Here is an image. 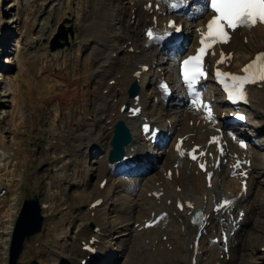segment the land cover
<instances>
[{"label":"rangeland","instance_id":"obj_1","mask_svg":"<svg viewBox=\"0 0 264 264\" xmlns=\"http://www.w3.org/2000/svg\"><path fill=\"white\" fill-rule=\"evenodd\" d=\"M128 1L130 0H112L109 5L111 8L107 7V10L111 11L113 19L109 18L108 21L104 20L105 23H103V20H99L98 16L100 13L99 9L103 7V4L98 3L96 0H0V180L4 177L3 173L5 172H9L10 177H14L16 180L12 181L10 186L8 183H0V192L2 189L7 190V194L3 198L0 194V264H8L11 235L23 202L35 196H38L42 203L51 204L52 206H49L52 208L44 212L45 222L42 232L26 240L24 251L18 262L21 264H34V262L37 264H66L68 263L66 261L68 255L73 253L72 246L75 242L80 241L79 237L78 241L75 240L80 235L77 234L79 227L85 225L84 218L87 215L89 204L84 198L91 195L95 189L97 190L98 178L93 175L94 172L98 176L100 175V172L97 171L99 166L97 161L103 160L105 157L96 156L97 158L93 162L94 157L86 154L87 161L85 163V160L81 157L82 155L80 156V153L76 154L77 152H75V156H69V158L67 157L57 162L55 160L56 157L63 158L62 156L67 152L66 145H62L65 142L75 146L73 151L83 147L80 145L87 143L90 137H87L86 133L92 130V126L97 125L96 127H99L98 130L100 132L96 133L97 139L99 137L105 138V135L109 138L107 126L105 125L106 118L99 120V116H97V110L100 111L101 107V110H103L104 106L94 107L95 112H92L93 110L90 112L80 109L84 107L83 102L85 103L86 101L89 105L92 101L94 102V95L99 90V85L95 88L96 83H98L97 81L95 82V80H98L95 79V75L92 78H87L86 80L95 79L87 83H83L82 77L86 71L88 73L94 68L93 72L96 71V67L101 71L103 70L102 68L100 69L101 64H98L101 62L100 58L101 60L105 59L103 62H108L107 64L113 61L111 58H106L116 48L115 46H117L116 50L118 49L119 44L114 41L116 38H112V36L113 34L116 36L115 34L122 30L124 23V19H122L124 14L120 11L117 12L118 10H115L114 7L122 10L127 4L128 10L130 7V2ZM95 5L96 7H94ZM96 8L98 10V18L94 15L97 13ZM103 11H105L104 8L101 13ZM127 13L128 11H126ZM98 21H102L101 23L105 24V27L109 26L108 28L106 27L107 31L105 30V33L103 32V36L100 38L95 34L96 29L100 27ZM62 25L65 26L68 33V49L67 51H60L61 49L51 51V43ZM69 29H72V34L69 33ZM187 30L189 32V29ZM103 37L104 40L101 39ZM98 41L104 45H98ZM260 46L264 48V40L260 42ZM251 47L255 48L256 44L252 43ZM242 51L240 54H245V50ZM115 52L113 51L112 53ZM69 53L70 57H67L66 55H69ZM163 58V61H168L170 68L174 66L176 61L175 53L172 56L168 55ZM90 61H95L96 63L92 69H89L87 64ZM47 67L52 68L54 73L58 74L56 81H50L51 84L55 85V91H58L60 95L64 94L67 99L76 96L77 101L66 105L56 101H47L44 104L43 100L49 96L46 93L48 92L46 88L49 85L47 78L50 77L49 73H45ZM70 72L72 75L67 78ZM75 81L76 83H74ZM102 90L103 88L100 89V91ZM16 94L20 97L18 100L21 101V110L14 118L15 107L13 105ZM259 94L258 92L255 96L258 98L257 103H259L257 107L264 108L262 106L264 92H261V95ZM51 95L53 94L51 93ZM81 95H83L82 98ZM73 99L75 100L76 98L73 97ZM257 107L250 110V113L254 117L255 123L262 126L263 119L260 114L262 110ZM110 108L114 109V106L111 105ZM176 110H178L176 111V118H178L181 115L179 114V107ZM166 112L170 113V111ZM106 116L104 115V117ZM173 117L174 114H171L169 121L173 120ZM92 118V126H86L88 130L86 133L83 132L81 130L83 126L78 127V124L81 120L83 122H92ZM55 120H58V123ZM72 129H75V131ZM250 132L252 133L253 129ZM103 134L105 135L103 136ZM83 135L85 136L83 137ZM81 138L83 139L80 140ZM262 143V150L258 153L262 157V162L258 161V168L254 172L255 184L253 191L255 192L253 197L251 196L250 198V202L253 200V203H251L254 204L256 213L251 227L248 228L246 233L244 232L247 242H242L238 245L237 251V253L246 254L247 264H264V251H262V248H264V142ZM98 145L102 146L100 143ZM76 155L81 157L79 158L81 162ZM44 158L48 160L45 161ZM32 159L38 160L32 162ZM72 160L76 161L69 164ZM83 169L87 170L84 171L85 174L81 172ZM86 172L89 173V176L88 174L86 175ZM159 174L160 171L155 170L146 179L154 180ZM64 176H68L69 179ZM161 176L162 174L159 180ZM116 182L120 184L121 177L116 178ZM124 182L126 180L121 183L124 184L123 186L128 191V185ZM69 187L73 188L69 189ZM134 187L131 188L133 189ZM107 189L105 192L108 193ZM85 191L86 193H84ZM127 196L128 199L125 200L128 201H132L135 198L133 193L132 195L129 193ZM113 205L115 208L117 207L114 202ZM129 207L127 206L125 210H121V215L132 217L134 213L129 216ZM9 208H11V213L9 212L10 215L8 214L9 217L3 218L5 210ZM111 209V206L108 207L106 214H110ZM103 216H105L104 213ZM115 217L113 212L111 217L107 218H111V221L116 220L115 223L120 222ZM107 218L105 219L109 220ZM117 226L121 231L124 228L123 224L119 225L118 223ZM113 232H117L116 229ZM113 232L110 234L109 239L112 240V237L117 235L114 240L116 247L115 249L112 246L110 248V250L114 249L113 251H115L110 260L116 264L117 260H114V258L117 255L120 257L119 252L116 253V249L119 247L118 243L123 239L120 238L119 240L121 241H118L117 238L121 237L123 233L118 236L117 233L113 234ZM177 237L181 236L178 235ZM175 238V234L174 236L172 235L171 242ZM179 247L182 248V244ZM142 257L146 262L150 261L151 263L149 264H158V260L152 259L146 253ZM121 260L123 259H120L118 264H121ZM182 260L183 258L180 257L179 260L172 259L171 261L175 264L177 263L176 261L181 262ZM167 261L164 263L167 264ZM108 262L109 260H107ZM206 263L204 260L203 264Z\"/></svg>","mask_w":264,"mask_h":264},{"label":"bare ground","instance_id":"obj_2","mask_svg":"<svg viewBox=\"0 0 264 264\" xmlns=\"http://www.w3.org/2000/svg\"><path fill=\"white\" fill-rule=\"evenodd\" d=\"M96 1L98 3H102L103 4V7L101 9H99V12H100L99 15H98V10L96 8L95 10H96L97 13L94 14V15L97 18L99 16V20H103V23H105L104 20L105 21H108L109 18H112L111 11L110 10H107V7H109V5H110V3H111L112 0L111 1L110 0H96ZM117 1H119V0H117ZM134 1H135L134 2V5H132V2H130V7L128 8V10H127V7H128L127 4H126V7L122 8V10L116 9L114 7L115 10H118L117 12L120 11L122 14H124V16L127 15L126 17H124L123 32L121 30L119 32V33H124L125 32V35L122 36L120 34L119 36H117V34H115L117 36L116 37L117 40L115 42L118 43L119 45H118V49L116 50L117 46H115L116 48L113 51H116L115 53H117L118 56L116 58H112L111 55H112V52L113 51H111L110 55H108V53H107L108 56L106 58H111L113 60L108 65L106 64L108 62H103V61H105V59H102L101 60V58H100V61L101 62H99L98 64L99 65L101 64L100 65V69L102 68L103 69L102 71L99 70V69H97V67H96L97 71L96 72L95 71L92 72L93 70H95V68L93 66L96 65V63H95V61L88 62L87 64L89 66V69H92V68H94V69H92V71L90 70V72H88V73L86 71L85 72V75L82 77V79L84 80L83 83H87V82H90V81H94L95 79H98V80H95V82L96 81L98 82L96 84H97V86L99 85L98 86L99 87V90H98V93L96 92L97 94L94 95V97H95L94 98V102L92 101L93 103L91 102L90 105H89L85 101V103L83 102L84 107L83 108H80V109H82V111H90L91 112V110H93L92 112H95L94 111V103L96 105H98V107L101 106L100 105L101 103H105L104 109L103 110H100L102 112H100V111L97 110V113H98L97 116H99L98 117L99 120L100 119L102 120V115H106L105 113L107 112V110L105 108H108V110H109V108L111 107L110 104H107L108 98L109 97H112V94H118L117 93V90H115L116 87L115 88H110L108 86V81L109 80H112V79H117V75H121V78L120 79H117V86L119 85V87H123V89H124L125 86L126 87H129V84L132 83V81H133V78L130 77L131 73L133 74L137 70V68L132 67V63L128 59V56H129L128 49L130 47H132V46H136L139 42H143L144 41L143 39H140L139 38L140 37V34H141L140 29L142 28V24H143V21H142L140 15H142L143 12H140V10H138V12H137V15L138 16L133 17L131 15L132 9H134L135 7H140L141 6V1L140 0H134ZM94 7H96V5ZM99 7H100V4H99ZM103 8H104L105 11H103L101 13V11L103 10ZM109 8H111V6ZM126 11H128L127 14H126ZM201 13H202V16H205L206 15V12H204V11H201ZM116 17H117V14H116ZM101 22L98 21V23H99L98 25L100 27L99 28L97 27L98 29H96V33H95V34H97V37L98 38L102 37L103 36L102 33L106 30V27ZM3 25H1V26H3ZM190 32H192V30L189 29V33H188L189 36L194 35V32H192L191 35H190ZM239 36H240L239 33H236L235 34L234 41H233V43H231V45L228 48V50L233 51L235 54L237 52V54H236V56H237L236 62L239 60V54H240V52H242V50H245V53L254 54L256 51L262 49L261 46H260V42H261V40L264 37V30L262 32H260V33H256V32H252L251 33L250 36H251V38H252V40L254 42H250L249 43L250 45H244V43L242 42V38H239ZM104 37L101 38V39L104 40ZM113 37H115L114 34H113L112 38ZM130 41L132 42V45H131ZM93 43H91V44H93ZM252 43H255L256 44V47L255 48L254 47H251V44ZM125 45H127L126 49H125ZM86 46H88V45H86ZM112 46H114V45H112ZM248 47H250V48L248 49ZM67 49H68V47H65V48L61 49L60 51H63V50H66L67 51ZM139 49L145 51V49H147V48L144 47V46H140ZM149 54H154V48H152V52L146 53V55H149ZM66 56L67 57H70V53H69V55L67 54ZM137 58L140 59V60H142V61H144V62L147 61V59L145 60V58L143 56H137ZM243 58H245V57L243 56ZM122 62H123V64H122ZM103 63H105V64H103ZM125 65H127V67ZM68 69H69V67H68ZM50 71H51V73H50ZM45 73H49L50 74L49 75L50 77L47 78L49 85L46 88V91H48L46 93H48L49 96L46 95L47 97H45V99L43 100L44 104L47 101L48 102H50V101H56V102H59L61 104H65L66 105L67 103H73L74 101H77V97L76 96H73V97L76 98L75 100L73 99V97L67 99V97L64 96V94H61L60 95L58 91H55V85L51 84L50 81H56L58 79V74L54 73V71H53L52 68L47 67ZM74 74H76V73H74ZM74 74H73V76H74ZM96 74H100V75H97L96 76ZM71 75L72 74L70 72V74H69V76L67 78H70ZM94 75H95V79L94 80H86L87 78L88 79L89 78H92V76L94 77ZM109 76H113V77L108 78ZM74 83H76V81ZM145 83L147 84V86H145V88H143V90H142V93L144 94V97H143L144 104H145L146 107H149L150 105H151V107H154V104L151 103L150 99L147 96V93L155 92L156 91V87H155L156 86V83H155L154 80L150 81L149 83H147V81H145ZM103 84H104V87H105V88L103 87V90L104 89H110V91H111L110 92V95L107 96L108 98L103 96V92H102L103 90L100 91V88H101V86ZM52 91H55V92H52ZM51 93L53 95H51ZM254 93H255V95H257L258 91H255ZM259 93H261V91H259ZM18 96H19L18 94L15 95V98L16 99H15V103L13 105L15 107V109H14V112H15L14 113V118H16V116L20 113V110H21V104H20L21 101L18 100V99H20V97H18ZM82 96L83 95H81V98H82ZM64 97H66V98H64ZM115 98H116V96H115ZM100 101H102V102H100ZM256 102H257V98L255 99V103ZM177 103H178L179 109L183 105V110H181L179 112V114H181V115H179V117L177 118L176 125L175 126H172L171 125V126H172L173 129H176V133H183V131L187 127L185 131H186V133H188L189 132L188 121H189L190 118H192L194 116L191 115L190 113H188L189 108L186 106L185 100L179 99V101ZM262 104H263L262 106L264 107V102ZM162 106H163V104H162ZM114 107H116V106H114ZM116 108H117L116 110H118V111H117V114L115 115L116 117L112 121V124L111 125H107L106 122H105V125L107 126L106 129H107L109 138L105 135L106 134L105 133V134H103V136L105 135V138L104 137H102V138L99 137L97 139L96 138V133L99 131L98 130L99 127H96L97 125L96 126H92L93 119H92V122H90V121L89 122H87V121H84L83 122L81 120L80 123L78 124V127H80L82 125L83 128L81 130L83 132L86 133V131L88 130V127H86V126H92V130H89V132L86 133V136L87 137H90V138H88L87 143H82L80 146H83V147H81L80 149H77V150L75 149L73 151V149L75 148V146L71 145L69 142H65L62 145H66L65 148H67L66 149L67 152L64 154V156H62L63 158L56 157V160L55 161L56 162L58 160L61 161L63 159H66L67 157L69 158V156H73L75 154V152H77L76 154H79L80 153V156L82 155L83 160H84V159H86V154H89L93 149H98L95 152L96 156H100V155H102V153H105V152L108 153L109 152V148H110V146H109L110 143L109 142H111V139H112L113 134H114V132H113L114 125H115V123L117 122L118 119H124V114H122L121 112H119L121 107L120 108L116 107ZM257 108H259V107H257ZM259 109H262V116L264 118V108H259ZM161 110H162V108H161ZM113 111L114 110L112 109V112ZM157 112L159 114L160 111H157ZM184 114H185V116H184ZM93 116L95 118V114ZM126 121L131 126H133V125L136 126V125H139L140 124L139 120H129V119H127ZM165 121L167 123L168 120L166 119ZM55 122L58 123V120H55ZM82 122H83V124H82ZM52 125H53V123H52ZM72 130L75 131V129H72ZM131 132H132V134L135 137V142L131 146H129V147H128V145H125V147L127 148L126 155L129 153V150H130V148L132 146H136V145L142 146L144 144L143 138L140 137V133L141 132H140L139 129L131 128ZM84 136L85 135H83V137ZM93 137H95V138L92 139ZM82 139L83 138H81L80 140H82ZM99 143L102 144V146H99V145L97 146V144H99ZM103 143H105V144H103ZM146 147L147 146L144 145L143 148H142V150H144ZM82 148H84V149L81 151ZM102 149H103L104 152L102 151ZM99 152H100V154H98ZM152 152H153V150H149L148 151V156ZM172 155H173L172 151H170L166 155L167 159H166V162H165L164 167H170L172 165V161H171ZM77 158L79 160V158H81V157L77 156ZM163 158L164 157L159 158V161L161 159H163ZM44 159H45V161L48 160L47 158H44ZM37 160L38 159H35V160L32 159L31 161L32 162H36ZM75 161L76 160H72V161L69 162V164H72ZM97 162L99 164L97 171L100 172V175L98 176L95 173L93 175V176L99 178L98 179V182H97V190L95 189V191H93V193L91 195H89L90 197L87 196V197L84 198L85 201L89 202L88 209H87V215H85L86 217L84 218L85 225L82 226V227H79V230H78V233L77 234H80V235L77 236V239L79 237L80 241L74 243V245L72 246L73 247L72 252L74 254L72 253L73 256L72 255H68V258L66 259V261L69 264H79V255H80V249H81V240L88 241V239L90 238V236L93 235L92 232H91V230H90L89 225H90V223H94L96 225L101 226L102 231L105 234V238H108V236L110 235V232H112L111 229H113L114 225L116 226L115 229H116L117 232H113V234L117 233L118 236H119L121 233H123L121 235V237H118L117 238L118 241H121V240H119L120 238H123V239H122V241L120 243H118V241H117V243L119 244V247H117L116 253L119 252L120 257L117 256L116 258H114V260H117L116 262H118L120 259H123V260H121V264H149L151 262L150 261L149 262H146L145 259L142 257V255L144 253H146L152 259L158 260V264H162V262H163V264H165L164 262L166 260H168L167 261L168 262L167 264H170V263L173 264V261H171V260L172 259L173 260H175V259L179 260L180 257H182L183 260L181 262L180 261L179 262L176 261L177 263H175V264H191L192 251L190 249L191 248L190 247V244L192 243V240H193V234H191V233H189L188 237H186L185 240H183L181 237H179L180 242L179 241H175L173 239L172 242L170 240L168 242H165V243L160 244L156 248L158 250L156 252H154V253H151L149 251H145L142 254L138 253V251H137L138 249L137 248L142 247V245L145 244V242H146V238L147 237H150L149 234H147V236H145V237H142L141 236V233L137 232L138 231V228L142 225V219L145 218V216L148 214L147 213V209H149L150 207L152 208L151 211L154 209V203H153V201H152L151 198H148L147 197V195H148L149 192H151L152 190H154V187H155L156 183L158 181L160 182L162 180H163V183H165L166 184V187H167L166 188V197H165V199L167 201L168 200H174L175 197H184L185 199H190V200H194L196 202H201L202 203L204 201L205 196H208V198H211V196H215V195H218V194L220 196H222L226 191L223 188H221V186H217L215 188V190L212 191L210 194L209 193H206L207 191H206V188H205V182L202 179H199L197 176H195L194 173L193 174H187L186 172H184L183 175H182V177H184V180L177 181V179L175 178L172 183L171 182L164 181L163 173H161L162 176H161V179L160 180H159V177H160L161 174L157 175V177L154 180L149 179V181H147V183H145V184L144 183H141V184H139L137 186L135 185V187L133 189L131 187H128V191L125 189V187L123 186L124 184L121 183V182H120V184H115L114 182L109 183L107 190H109L108 192H109L110 195L111 194H114L115 197L112 198V197L109 196V194L106 195L107 192L102 191L99 188V183H101L102 178L104 176H106V174L109 173V172H110V174H112V177H113L114 174L118 171V168H116V167H109V165L107 163L108 162V159H107V156L106 155H105V158L103 160H98ZM128 164H130V163H128ZM95 168H96V166H95ZM84 171L85 170L83 169V171H81V172L84 173ZM104 171H106V173ZM8 173L9 172L3 173V176L4 177L0 180V183H3V184H7L8 183L9 186H10V185H12V181H16V180H15L14 177H10V174H8ZM66 175H68V174H66ZM86 175H87V173H86ZM222 176L224 178H227V175H225V174L222 175ZM65 178L66 179L67 178L69 179L68 176H66ZM228 181H227V183H228ZM130 182H132V180ZM236 183L237 182L232 181V180L229 181V185H230V189L231 190L237 188L236 187V185H237ZM177 187H181L182 188V192H178L177 193V190H176ZM252 187H253V183H252ZM65 188H68V187H65ZM71 188H73V187H71ZM71 188L69 187V189H71ZM83 190H85V189H83ZM84 193H86V191ZM129 193L131 195H132V193L135 195V198H133L132 201L125 200V199H128L127 198L128 197L127 195ZM104 194H105V196H106V198L108 200V203L111 202V201H113L116 204V206H117L115 208L116 210L114 211V214L116 216L115 218H117V220L120 221V222H118L119 225L120 224L121 225L123 224V226H124V228H123L122 231L118 229V226H117L118 223H115L116 220L111 221V218L109 219V218L103 216V212L102 211L106 208V206L108 205V203H104L103 204L102 208H104V209L101 208V209H98V210L97 209L94 210V209H91L90 208L92 202H94V200L97 197L102 196ZM251 196H252V193H250V196L249 197H247L246 199L244 198L242 200L243 206L246 207V209L248 211V214H247L246 219H245L246 223L244 221V228H243L244 232L245 231L247 232V230H248V228H249V226L251 224L252 217L256 213L255 206L254 205H251L252 204L251 203L252 201L250 202ZM118 197L121 198V199H119ZM167 201H165V204L167 203ZM49 205L52 206L51 204H48L46 202L43 203V213L49 211L52 208ZM144 205H146V208H144ZM10 206H12V205H10ZM127 206H130L129 207V212H131V211L134 210L133 213H134V215H136V217H134V215L132 216L133 218L132 217H127L128 215H125V216L121 215L120 211L121 210L122 211L125 210V207H127ZM10 210H11V208L5 210V213L3 215V218L9 217ZM104 213H105V211H104ZM105 218H107L109 220H106ZM185 218H186V215H185V217H182V219H183L182 221L184 222V225L174 227L173 233L169 234L170 235V239L172 238V235L174 236V234H175V237H177L178 235L179 236H182V234H183V228H186L187 227V221H185L186 220ZM137 224H139V225H137ZM120 228H122V227H120ZM175 231H178V232H175ZM244 232L238 238V241L239 242H247V239L244 236L245 235ZM162 233L167 234L168 232L166 230H164ZM82 237H85V238H82ZM116 237H117V235L113 236L112 237V240L109 239V241L107 242V244L104 245L103 251L107 252V255H106V259L103 260V261H101L100 264H107V260H108L107 259V256L109 255V257L112 258L113 252L115 253V251H113V250L116 247V243H114V240H115ZM168 243H170V245H173L172 252L169 251V250H167V248H166V246H167ZM181 244H182V248L179 247ZM111 246H112V248H114L113 250L112 249L110 250ZM120 246H121V248H120ZM162 247L165 248L164 251H162ZM210 247H211V251L214 252L215 255L212 256V257H209V260H207V263L206 264H216L217 262H219V258H218L219 256L218 255L220 254V252L218 251V249L216 248V246H210ZM144 248H146V246H144ZM237 251H238V247L235 246V244H234V246L232 247V253L230 252L232 255H231L229 264H247L248 263V259L246 257V254H244V253H237ZM171 256H173V257L171 258ZM68 263H66V264H68ZM199 264H201V263H199Z\"/></svg>","mask_w":264,"mask_h":264},{"label":"water","instance_id":"obj_3","mask_svg":"<svg viewBox=\"0 0 264 264\" xmlns=\"http://www.w3.org/2000/svg\"><path fill=\"white\" fill-rule=\"evenodd\" d=\"M72 34V29H69ZM65 26H61L51 43V51L62 49L69 45V37ZM63 41V42H62ZM122 121L116 125L115 137L110 142L115 148L111 153L112 160L121 152L123 146L131 141L128 129ZM19 216L16 220L11 236V244L9 248V263L20 264L18 260L24 251L25 241L40 233L43 229L45 217L42 214L40 199L38 196L26 199L23 202ZM34 264H37L34 262Z\"/></svg>","mask_w":264,"mask_h":264}]
</instances>
